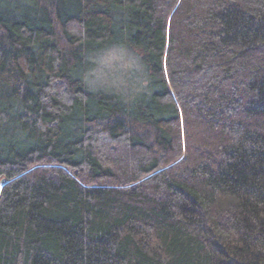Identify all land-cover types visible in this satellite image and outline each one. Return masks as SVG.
I'll list each match as a JSON object with an SVG mask.
<instances>
[{
    "label": "trees",
    "instance_id": "trees-1",
    "mask_svg": "<svg viewBox=\"0 0 264 264\" xmlns=\"http://www.w3.org/2000/svg\"><path fill=\"white\" fill-rule=\"evenodd\" d=\"M0 264H264V0H0Z\"/></svg>",
    "mask_w": 264,
    "mask_h": 264
},
{
    "label": "rangeland",
    "instance_id": "rangeland-1",
    "mask_svg": "<svg viewBox=\"0 0 264 264\" xmlns=\"http://www.w3.org/2000/svg\"><path fill=\"white\" fill-rule=\"evenodd\" d=\"M87 73L94 74L95 79L106 85V90H101L123 95V90L130 86L140 88L134 93L136 94L147 84L144 66L138 53L123 46H113L99 53L94 58L93 67Z\"/></svg>",
    "mask_w": 264,
    "mask_h": 264
},
{
    "label": "clouds",
    "instance_id": "clouds-1",
    "mask_svg": "<svg viewBox=\"0 0 264 264\" xmlns=\"http://www.w3.org/2000/svg\"><path fill=\"white\" fill-rule=\"evenodd\" d=\"M142 70V67H141ZM83 80L85 85L92 91H97V90H101V89H105L106 90V85L99 82L97 79L94 78V74L92 73H87L83 76ZM143 85V81H141V86ZM140 88L139 87H129L124 89V95H125V99L126 100H130L132 98V95L139 91Z\"/></svg>",
    "mask_w": 264,
    "mask_h": 264
},
{
    "label": "water",
    "instance_id": "water-1",
    "mask_svg": "<svg viewBox=\"0 0 264 264\" xmlns=\"http://www.w3.org/2000/svg\"><path fill=\"white\" fill-rule=\"evenodd\" d=\"M3 183L5 182V180L2 181Z\"/></svg>",
    "mask_w": 264,
    "mask_h": 264
}]
</instances>
